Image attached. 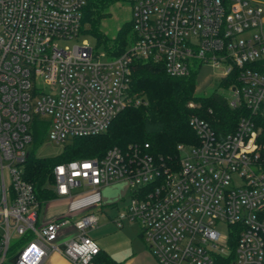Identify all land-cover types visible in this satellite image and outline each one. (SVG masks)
Returning <instances> with one entry per match:
<instances>
[{
	"label": "built area",
	"instance_id": "2783aa9c",
	"mask_svg": "<svg viewBox=\"0 0 264 264\" xmlns=\"http://www.w3.org/2000/svg\"><path fill=\"white\" fill-rule=\"evenodd\" d=\"M87 1L0 0V264H44L53 252L98 264L101 248L86 229L99 225L105 204L74 220L69 211L41 218L23 176L31 125L45 118L57 144L106 131L122 109L145 103L129 91L140 59L177 77L205 64L232 77L228 103L245 110L235 130L219 134L192 115L198 142L178 144V163L158 160L149 143L113 146L56 164L50 187L72 198L76 187L127 181L131 201L113 220L136 221L159 264H215L231 247L234 264H264V0H130L133 40L118 55L57 44L81 32ZM71 223L77 233L59 240Z\"/></svg>",
	"mask_w": 264,
	"mask_h": 264
},
{
	"label": "trees",
	"instance_id": "16d2710c",
	"mask_svg": "<svg viewBox=\"0 0 264 264\" xmlns=\"http://www.w3.org/2000/svg\"><path fill=\"white\" fill-rule=\"evenodd\" d=\"M122 0H88L83 9L81 32L90 25L99 44L104 45L108 55H118L128 46L132 22L127 21L115 36H109L98 29V23L109 12L110 5ZM232 77L222 78L219 86L228 88ZM198 72L177 77L169 75L162 62L136 60L133 66L130 94L141 97L145 103L130 105L122 109L112 120L108 129L94 135H77L63 144L59 154L38 156L35 147L40 144L48 131V121L36 118L34 129V148L24 164L23 176L33 184L41 209L58 196L50 187L52 168L64 161L103 156L113 146L123 150L131 146H144L149 143L148 151L165 163L179 162L178 144L198 142V136L190 124V117L198 115L209 122L219 134H227L236 128L239 118L245 113L242 108H232L227 97L217 90L208 94H196ZM195 102L194 107L188 106ZM111 205V204H109ZM113 205V204H112ZM18 241L13 244L12 252L17 249ZM235 248L228 255L221 256L215 264H234ZM98 264H121L102 250L96 257Z\"/></svg>",
	"mask_w": 264,
	"mask_h": 264
},
{
	"label": "rangeland",
	"instance_id": "374dc122",
	"mask_svg": "<svg viewBox=\"0 0 264 264\" xmlns=\"http://www.w3.org/2000/svg\"><path fill=\"white\" fill-rule=\"evenodd\" d=\"M109 14L100 20L98 23V29L109 36H115L122 24L132 19V5L130 0L117 1L110 5L108 8ZM88 24L84 32H80L77 36L69 39H60L57 44L61 47L73 48L76 45H81L84 42L89 43L94 47L95 52L106 51L104 45L99 44L96 35L89 29ZM132 31V30H131ZM249 35V34H245ZM128 45L132 43V32L128 36ZM220 72L218 69L213 68L211 65L205 64L199 72L198 84L196 94L203 95L219 91L226 97L230 96V91L219 86ZM43 121H45V118ZM32 131L34 130L31 125ZM45 139L35 147L36 154L38 156H51L59 154L63 149V144H57L51 140ZM34 144V143H33ZM32 144V145H33ZM7 181L10 179L7 176ZM104 193L101 196V201L106 204L102 211L98 212L99 225L94 228H87L88 236L96 241L101 250L111 256L121 264H150V260L146 259L145 254L152 252L148 244L140 236L141 228L136 221L126 220L123 227H118L114 222V217L123 213L126 206L131 201V194L129 192V183L127 181H121L111 184L103 188ZM72 199L57 198L49 201L45 204L46 216L48 220L54 216L58 211H68L70 208V216L78 218L84 214L89 208L96 209L94 207L96 194L94 190L86 189L85 187H76L73 190ZM111 204V205H109ZM113 204V205H112ZM47 221V219H45ZM0 232L2 228L0 227ZM77 233V229L74 224L71 223L64 227L60 232L59 240L66 239ZM16 239H12L14 244ZM20 247V246H19ZM18 247V248H19ZM137 256L130 262L125 263V259L128 256ZM155 263L159 264L157 259Z\"/></svg>",
	"mask_w": 264,
	"mask_h": 264
},
{
	"label": "crops",
	"instance_id": "0c3cea01",
	"mask_svg": "<svg viewBox=\"0 0 264 264\" xmlns=\"http://www.w3.org/2000/svg\"><path fill=\"white\" fill-rule=\"evenodd\" d=\"M94 192H95V194L97 195L96 196V199H95V201H94V203L98 200V199H100L101 200V196L103 195V193H104V189L102 188L100 191H95L94 190ZM65 199H72V198H65ZM52 201V200H51ZM105 206H106V204H105ZM104 206V207H105ZM69 210V212H70V208H68ZM91 210H93L92 208H89L86 212H88V211H91ZM62 212H65L64 210H61V212L60 211H58L56 214H58V213H62ZM85 212V213H86ZM46 209L45 208H43V212H42V214H41V218H43V219H47L48 220V217L46 216ZM55 214V215H56ZM53 217V216H52ZM52 217H50V218H52ZM49 218V219H50ZM76 218V217H75ZM75 218H73L72 217V219L74 220ZM141 236V235H140ZM151 251V250H150ZM145 256H146V259H149L151 262H150V264H156L155 263V259L153 258V257H155L152 253L151 254H149V253H146L145 254ZM137 256H131V255H129L128 256V258H126L125 259V263H128V262H130L132 259H134V258H136ZM44 264H70V262H69V260L65 257V256H63L61 253H59V252H53V253H51L50 254V256L48 257V259L45 261V263Z\"/></svg>",
	"mask_w": 264,
	"mask_h": 264
},
{
	"label": "water",
	"instance_id": "95a60500",
	"mask_svg": "<svg viewBox=\"0 0 264 264\" xmlns=\"http://www.w3.org/2000/svg\"><path fill=\"white\" fill-rule=\"evenodd\" d=\"M13 262L15 261V259L12 260Z\"/></svg>",
	"mask_w": 264,
	"mask_h": 264
},
{
	"label": "snow or ice",
	"instance_id": "6c2138e0",
	"mask_svg": "<svg viewBox=\"0 0 264 264\" xmlns=\"http://www.w3.org/2000/svg\"><path fill=\"white\" fill-rule=\"evenodd\" d=\"M87 167V166H86Z\"/></svg>",
	"mask_w": 264,
	"mask_h": 264
}]
</instances>
